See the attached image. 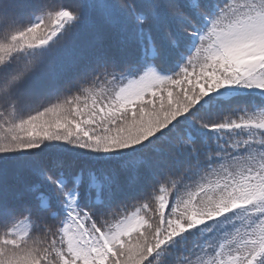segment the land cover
I'll return each mask as SVG.
<instances>
[{
  "label": "snow or ice",
  "instance_id": "6c2138e0",
  "mask_svg": "<svg viewBox=\"0 0 264 264\" xmlns=\"http://www.w3.org/2000/svg\"><path fill=\"white\" fill-rule=\"evenodd\" d=\"M45 143L117 163L0 170V264H264V0H0V154Z\"/></svg>",
  "mask_w": 264,
  "mask_h": 264
},
{
  "label": "trees",
  "instance_id": "16d2710c",
  "mask_svg": "<svg viewBox=\"0 0 264 264\" xmlns=\"http://www.w3.org/2000/svg\"><path fill=\"white\" fill-rule=\"evenodd\" d=\"M174 70V67H173ZM255 90L233 88L226 89L225 86L216 92L212 93L211 96L214 100H210L209 96H206L204 100L201 101L203 104L205 101H209L208 107H211L212 103L221 105L225 100H230L238 103H247L251 95ZM223 109L217 107L213 110L211 114L221 115ZM204 134L211 139V130H205ZM35 156L41 158H62L66 164L81 166V165H92L99 163L114 164L117 163L116 160H98L91 154H88L78 148L70 147L66 144L59 143H45L39 149L31 150L30 152H14L0 154V170H7L9 172H14L17 170L18 166L24 161L29 160Z\"/></svg>",
  "mask_w": 264,
  "mask_h": 264
}]
</instances>
